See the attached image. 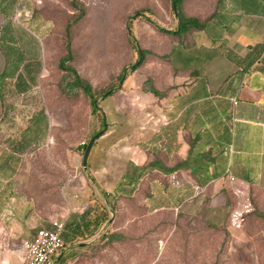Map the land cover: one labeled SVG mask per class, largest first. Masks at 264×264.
I'll list each match as a JSON object with an SVG mask.
<instances>
[{
    "label": "crops",
    "instance_id": "crops-1",
    "mask_svg": "<svg viewBox=\"0 0 264 264\" xmlns=\"http://www.w3.org/2000/svg\"><path fill=\"white\" fill-rule=\"evenodd\" d=\"M43 1L0 0V125L23 121V100L48 101L35 84L53 25ZM150 3L169 22L164 30L176 29L171 1ZM181 11L203 27L180 36L159 32L172 48L159 53L156 85L130 81L114 89L134 99L133 115L112 119V105L114 113L119 106L112 92L98 99L102 120L91 138L100 134L86 170L80 145L81 170L63 186L70 210L62 220L30 207L19 176L22 150L0 142V233L9 243L20 236L30 241L37 230L63 222L64 247L54 260L62 264L64 250L99 234L118 197L138 198L151 212L202 217L215 227L239 193L264 189V0H182ZM33 110L22 136L52 138L48 113ZM19 135L0 129V141ZM12 260L0 264H17Z\"/></svg>",
    "mask_w": 264,
    "mask_h": 264
},
{
    "label": "rangeland",
    "instance_id": "rangeland-1",
    "mask_svg": "<svg viewBox=\"0 0 264 264\" xmlns=\"http://www.w3.org/2000/svg\"><path fill=\"white\" fill-rule=\"evenodd\" d=\"M45 1L41 5L42 13L52 18L53 25L46 31L45 54L39 62L41 70L35 84L48 101L39 99L35 106L23 100L20 104L23 121L18 125H0L1 130L17 131L20 135L0 142L5 148L6 144L16 145L15 148L20 146L22 150L19 176L22 193L31 201L30 207L41 216L57 214L62 220L70 210L63 186L70 174L77 172L76 167L81 170L80 145L89 142L93 127L102 120V115L92 114L91 103L80 89L69 97L62 92H67L66 84L73 79L58 69L59 60L67 55V23L80 15V7L81 18L70 29L73 59L67 65L89 82L95 94L111 87L118 89L130 81L146 84L149 79L155 86L161 62L159 53L170 50L172 43L164 41L157 30V27L168 29L169 22L161 18L150 0ZM146 8L152 11L137 16L136 13ZM129 22L133 45L128 39ZM136 48L145 55L138 68ZM124 67L127 77L118 82ZM131 99L124 90L112 93V103L116 101L119 105L115 107L116 113L112 105V119L131 116V109L135 111ZM32 109V113H48L52 138L25 139L29 133L22 136L28 131L25 128L31 126L24 121ZM237 197V201L236 198L234 203L231 201L233 207L228 218L215 227L210 219L176 215L170 210L151 212L138 198L118 197L99 234L89 241L77 240L74 248L64 250L62 264H264V219L258 216L264 214V189H250L246 196L239 193ZM250 202L254 205L253 214H250ZM112 235L116 236L113 241ZM8 239L0 233V261L9 259L11 263L15 258L21 264L23 237L10 238V243Z\"/></svg>",
    "mask_w": 264,
    "mask_h": 264
},
{
    "label": "trees",
    "instance_id": "trees-1",
    "mask_svg": "<svg viewBox=\"0 0 264 264\" xmlns=\"http://www.w3.org/2000/svg\"><path fill=\"white\" fill-rule=\"evenodd\" d=\"M170 1H171L174 17L177 20V26H176V29H174L173 31H170V32L165 31L164 29L157 27V30L160 33H167V34L172 35V36H180V35L186 34L191 29H201L203 27V25L201 23H199L196 19L187 18L184 16V14L181 11L182 0H170ZM78 9L81 11L80 15L78 17H76L72 22L67 23V25L65 27V37L67 39V42H66L67 43L66 44L67 55L65 57H62L59 60L58 69L67 73L68 77L72 76V78H73L71 82L66 84L67 92L62 90L64 95L69 97V95L74 94V91L76 89H80L82 91V93L84 94V96H86L89 99V101L91 103L92 114L93 113L95 114L98 111V99H100L101 97H103L105 95H108L110 92L113 93L114 88H112V87L107 88L105 91H102L99 94L98 93L95 94V92L93 91L89 82L81 79L79 77V75L77 74L76 70L73 67L67 65V63L72 62V59H73L72 54L70 52V39H71L70 29H71L72 25L75 24L81 18V15L83 12L80 7H78ZM147 12H149V11L141 10L140 12H138L136 14H137V16L142 17ZM130 27H131V22L128 23L127 28H128L129 42H130V44L133 45L134 39L132 37ZM136 51H137L138 59H137V62L135 65H137L136 68H138L142 64L145 55H144V52L142 50H140L139 48H136ZM135 65H133V66H135ZM126 77H127V68L124 67L121 70V72L119 73L117 80H118V82H120V81H123ZM147 84L149 86H151L152 83L150 80H148ZM150 91L154 95L157 94L156 91L152 87H150ZM87 144L83 145V151H85ZM250 208H251L250 214H253L255 212L253 202H250ZM110 211L113 212V208H110ZM258 216L264 219V214H259ZM106 235H107V233H105V236ZM110 238L113 241L116 238V236L112 235V237H110Z\"/></svg>",
    "mask_w": 264,
    "mask_h": 264
},
{
    "label": "built area",
    "instance_id": "built-area-1",
    "mask_svg": "<svg viewBox=\"0 0 264 264\" xmlns=\"http://www.w3.org/2000/svg\"><path fill=\"white\" fill-rule=\"evenodd\" d=\"M51 225L52 229H39L32 240L23 242L24 259L21 264H54L55 258L64 247V223L54 221Z\"/></svg>",
    "mask_w": 264,
    "mask_h": 264
},
{
    "label": "water",
    "instance_id": "water-1",
    "mask_svg": "<svg viewBox=\"0 0 264 264\" xmlns=\"http://www.w3.org/2000/svg\"><path fill=\"white\" fill-rule=\"evenodd\" d=\"M132 69H134V66L131 67ZM99 134H96L94 135L88 142L87 144V147L84 151V154H83V158H82V165H83V168L86 170V160H87V157H88V154H89V151H90V148L91 146L93 145L94 141L99 137Z\"/></svg>",
    "mask_w": 264,
    "mask_h": 264
}]
</instances>
